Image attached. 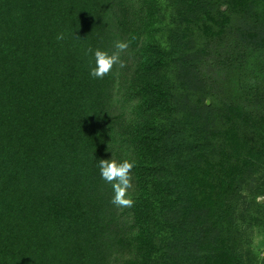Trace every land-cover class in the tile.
<instances>
[{
	"label": "trees",
	"instance_id": "16d2710c",
	"mask_svg": "<svg viewBox=\"0 0 264 264\" xmlns=\"http://www.w3.org/2000/svg\"><path fill=\"white\" fill-rule=\"evenodd\" d=\"M260 52L264 0H0V264H264L236 223L264 198V89L222 101L201 72ZM101 159L135 161L132 207Z\"/></svg>",
	"mask_w": 264,
	"mask_h": 264
},
{
	"label": "rangeland",
	"instance_id": "374dc122",
	"mask_svg": "<svg viewBox=\"0 0 264 264\" xmlns=\"http://www.w3.org/2000/svg\"><path fill=\"white\" fill-rule=\"evenodd\" d=\"M246 55V54H245ZM247 58L242 62L233 66L231 69H225L217 65L220 58L213 57L202 67L203 79L210 91L216 94L219 99L226 100L225 96L231 93L235 99L242 97L245 91L260 86L264 89V52L251 53L246 55ZM223 57V56H222ZM221 62V61H220ZM206 75V79H205ZM210 101L207 100L206 104ZM257 106V110H264V106ZM260 179V176L256 177ZM262 181L251 182L244 187L243 195L247 197L245 201L237 204V224L241 231V245L243 252L251 251L253 258L264 259V229L262 226L254 224L253 218L264 221V198L257 196L255 200L258 207L251 205L250 198L257 190Z\"/></svg>",
	"mask_w": 264,
	"mask_h": 264
},
{
	"label": "clouds",
	"instance_id": "9594fccd",
	"mask_svg": "<svg viewBox=\"0 0 264 264\" xmlns=\"http://www.w3.org/2000/svg\"><path fill=\"white\" fill-rule=\"evenodd\" d=\"M57 40H63L64 34L60 33L56 37ZM129 48L127 42L117 41L115 43L116 51L109 53L105 50L95 49L91 47L86 49V54L94 53V64L91 68L90 75L96 79H103L113 69L114 66L125 67L124 61L120 55ZM135 166V161L128 159L117 162L115 159H101L98 161L100 175L103 180L111 183L114 189V197L110 201L118 207H132L134 201L129 196V189L133 188L131 172Z\"/></svg>",
	"mask_w": 264,
	"mask_h": 264
}]
</instances>
